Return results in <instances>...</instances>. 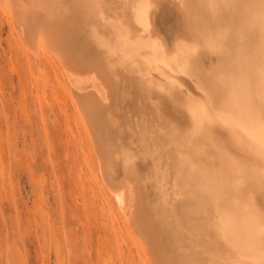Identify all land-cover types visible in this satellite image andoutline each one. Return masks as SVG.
I'll use <instances>...</instances> for the list:
<instances>
[{
  "label": "bare ground",
  "instance_id": "bare-ground-1",
  "mask_svg": "<svg viewBox=\"0 0 264 264\" xmlns=\"http://www.w3.org/2000/svg\"><path fill=\"white\" fill-rule=\"evenodd\" d=\"M89 2L0 0V33L7 25L18 34L15 46L7 38L10 79L46 86L58 75L51 81L37 68L60 72L66 86L54 88L55 100L36 86L24 88L27 96L50 116L72 104L80 145H94L96 156L83 158L99 164L105 184L97 189L106 185L153 264H260L264 161L241 129L208 123L200 110L207 90L209 115L231 120L239 114L233 94L242 101L258 92L262 35L258 10L248 7L257 0H97L101 14L72 16L59 7ZM42 3L46 14L36 10ZM217 213L232 217L226 239L209 227ZM109 222L122 261L123 233Z\"/></svg>",
  "mask_w": 264,
  "mask_h": 264
},
{
  "label": "rangeland",
  "instance_id": "rangeland-1",
  "mask_svg": "<svg viewBox=\"0 0 264 264\" xmlns=\"http://www.w3.org/2000/svg\"><path fill=\"white\" fill-rule=\"evenodd\" d=\"M1 31L0 68L7 72L0 79V264H105L104 259L108 264H153L131 241L106 185L105 189H97L102 182L105 184L103 176L97 157L94 162L98 170L83 158L91 148L88 146L85 152V146L79 143L78 116L72 104L64 107L58 117L50 116L27 96V87L28 91L36 86L44 97L48 94L54 99L55 93L56 99L59 82L66 86L64 78L56 68L42 65L36 72L40 69L51 81L56 72L58 83L45 86L43 79L36 78V85L30 80L26 85L16 75L11 80L7 38L15 46L18 34L7 25ZM91 144L92 155L96 156L92 140ZM93 170L99 175L92 176ZM109 220L123 233L119 239L122 261L116 258ZM105 253L109 258L104 257Z\"/></svg>",
  "mask_w": 264,
  "mask_h": 264
},
{
  "label": "snow or ice",
  "instance_id": "snow-or-ice-1",
  "mask_svg": "<svg viewBox=\"0 0 264 264\" xmlns=\"http://www.w3.org/2000/svg\"><path fill=\"white\" fill-rule=\"evenodd\" d=\"M47 4H40L36 10L40 14H46L45 9ZM64 10L65 16H72L79 12L81 8L87 9L89 14H101L106 5L97 2V0H90L89 3H61L59 5ZM181 7H185L181 5ZM248 7L258 10V15L254 17V21L258 22L262 41H261V66L258 73V92L246 93L242 101L234 95V103L232 106L239 109V114H231L232 119L226 118L225 112H217L214 117L209 115V107L211 103V93L209 91L204 92L205 99L200 104V110L203 118L208 123L220 122L227 127L239 128L247 136L252 146L256 149V154L264 161V0H257L255 4ZM210 48H215V44L209 45ZM258 105V106H257ZM242 119L247 121V126L242 123ZM238 163V162H235ZM262 176H264V170H262ZM119 199V197L117 198ZM232 223V217L224 214L217 213L214 221L209 225L211 229H214L217 233L222 234L225 239L227 238V230ZM258 235L261 243V260L260 264H264V212L259 216L258 223L256 225Z\"/></svg>",
  "mask_w": 264,
  "mask_h": 264
}]
</instances>
